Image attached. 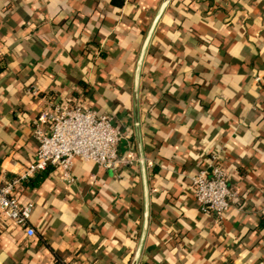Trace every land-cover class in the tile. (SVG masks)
<instances>
[{"label":"crops","instance_id":"0c3cea01","mask_svg":"<svg viewBox=\"0 0 264 264\" xmlns=\"http://www.w3.org/2000/svg\"><path fill=\"white\" fill-rule=\"evenodd\" d=\"M163 1L0 0L3 178L33 162L49 99L113 115L134 157L77 160L72 185L54 166L23 181L36 234L0 221V264H264V0H171L136 107ZM213 154L238 192L221 223L191 190Z\"/></svg>","mask_w":264,"mask_h":264},{"label":"built area","instance_id":"2783aa9c","mask_svg":"<svg viewBox=\"0 0 264 264\" xmlns=\"http://www.w3.org/2000/svg\"><path fill=\"white\" fill-rule=\"evenodd\" d=\"M30 92L39 93L37 88H31ZM33 126L38 144L33 162L22 175L12 179L0 174V221L23 228L28 237L36 234L30 221L34 204L23 203L18 197L23 181L54 166L61 171L62 182L72 185L76 182L73 169L77 160L94 162L103 169H116L134 159L120 155V142L131 136L116 125L115 117L80 100L67 104L49 99ZM229 181V171L217 154L192 177L191 190L201 210L213 214L218 223L225 220L232 200L238 196Z\"/></svg>","mask_w":264,"mask_h":264},{"label":"water","instance_id":"95a60500","mask_svg":"<svg viewBox=\"0 0 264 264\" xmlns=\"http://www.w3.org/2000/svg\"><path fill=\"white\" fill-rule=\"evenodd\" d=\"M170 1L171 0H164L163 1L162 6L160 8V11H159L158 15L156 16V18L154 19V22H153V24H152V26H151V28H150V30L148 32V35H147L146 40L144 42V45L142 47V51H141L139 62H138L137 72H136V79H135V103H136V107H137V104H138L139 74L141 72L143 59H144L147 47L149 45L150 39L152 37V34H153V32H154V30H155V28L157 26V23L159 22L162 14L164 13V11H165V9H166V7H167V5L169 4ZM136 114H138V109L137 108H136ZM136 125L137 126L139 125L138 121L136 122ZM141 162H144L142 158H141ZM138 256H139V253L137 254L136 259H135L133 264H136Z\"/></svg>","mask_w":264,"mask_h":264},{"label":"trees","instance_id":"16d2710c","mask_svg":"<svg viewBox=\"0 0 264 264\" xmlns=\"http://www.w3.org/2000/svg\"><path fill=\"white\" fill-rule=\"evenodd\" d=\"M50 167H48L46 170H44V171H41L35 178H32L28 183H29V185H31V186H36L37 184H38V182L40 181H42L46 176H47V174H48V172H49V169ZM263 221H264V218L262 219V224H264L263 223Z\"/></svg>","mask_w":264,"mask_h":264}]
</instances>
